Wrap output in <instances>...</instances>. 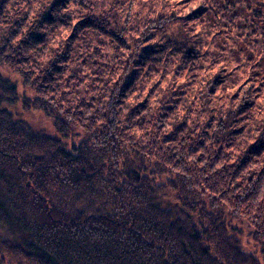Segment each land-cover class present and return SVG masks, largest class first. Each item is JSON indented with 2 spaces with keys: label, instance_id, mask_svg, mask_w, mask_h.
I'll return each mask as SVG.
<instances>
[{
  "label": "trees",
  "instance_id": "trees-1",
  "mask_svg": "<svg viewBox=\"0 0 264 264\" xmlns=\"http://www.w3.org/2000/svg\"><path fill=\"white\" fill-rule=\"evenodd\" d=\"M0 66L87 136L0 74V258L257 264L230 221L264 252V0H0Z\"/></svg>",
  "mask_w": 264,
  "mask_h": 264
},
{
  "label": "rangeland",
  "instance_id": "rangeland-1",
  "mask_svg": "<svg viewBox=\"0 0 264 264\" xmlns=\"http://www.w3.org/2000/svg\"><path fill=\"white\" fill-rule=\"evenodd\" d=\"M20 36L23 37V34ZM0 74L3 79L9 80L16 88V100L14 103L4 105V109L9 111L15 119L26 123L32 131L44 133L48 136L60 139L62 143L67 144L68 147L72 142H79L87 137L85 131L81 129L72 130L66 137L58 134L53 127V119L51 117L36 109H26V105H24V103L33 101L36 97V94L31 88L23 85L19 74L9 70L5 66H0ZM168 179V177L164 176L160 179V182L166 183ZM207 203L208 202L206 201V211L211 212L209 207H207ZM160 205L163 208H175L178 206L174 201L173 196L169 195L161 200ZM223 207L224 209H222V212H224L225 218L227 220L229 218V208L224 205ZM192 219L196 220V217L193 215ZM228 221L230 220L228 219ZM230 226L232 228L231 232L240 242L241 249L245 252L251 253L257 260V264H264V252H261L259 246L256 245L251 239L249 233L252 232V229L249 227V224H247V222H243L242 220H231ZM0 232L3 233V230L1 229ZM10 237L19 238V235L15 233L10 235ZM0 264H31V262L27 261L26 259L24 260L19 256L13 257L9 254H2L0 258Z\"/></svg>",
  "mask_w": 264,
  "mask_h": 264
}]
</instances>
